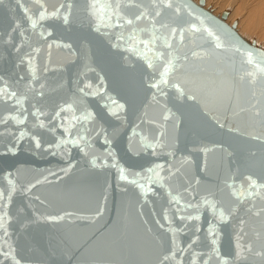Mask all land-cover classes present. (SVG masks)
Segmentation results:
<instances>
[{
  "label": "water",
  "instance_id": "water-1",
  "mask_svg": "<svg viewBox=\"0 0 264 264\" xmlns=\"http://www.w3.org/2000/svg\"><path fill=\"white\" fill-rule=\"evenodd\" d=\"M228 14L206 0H0V94L17 91L27 109L23 140L15 125L0 126V264H190L193 252L204 254L196 264H264V188L234 195L248 190V177L264 184V47ZM169 59L174 70L161 83ZM85 83L88 96L78 91ZM76 97L72 111L52 118ZM36 108L48 127H39ZM10 111L0 103V117ZM85 112L88 121L72 119ZM76 136L79 146L59 145ZM157 164L161 175L174 173L163 188L147 179ZM189 182L193 202L207 196L217 208L188 209L200 218L181 221L169 197ZM141 183L153 188L147 197Z\"/></svg>",
  "mask_w": 264,
  "mask_h": 264
},
{
  "label": "snow or ice",
  "instance_id": "snow-or-ice-1",
  "mask_svg": "<svg viewBox=\"0 0 264 264\" xmlns=\"http://www.w3.org/2000/svg\"><path fill=\"white\" fill-rule=\"evenodd\" d=\"M63 7V6H62ZM93 7H95V5H93ZM59 10H55L53 11L50 15L52 18H56L57 17V12ZM157 15H159V13H157ZM39 18L40 20H44L45 19V12L44 11H40L39 12ZM141 16H137L136 19L139 20L141 19ZM64 21L67 22L68 17L64 16L63 17ZM32 25L33 27L36 26L37 21L36 20H32ZM128 24L132 23V20H128L127 21ZM193 29L195 30V25L192 26ZM205 31H208L209 36H212L213 33L207 29H205ZM177 29L173 28L171 30V36L170 38H175ZM155 40V37H153V40L150 41H142V43H144L145 45L151 44L153 43ZM216 47L217 48H221L222 45L219 42V37H216ZM166 46L167 47H171V44L168 40L165 41ZM49 47H51V45H49ZM40 49H34L35 53H39ZM161 56L164 55L163 52L160 53ZM33 59H35V56L32 53L28 54V65H29V74H30V79L33 82H36L39 79L38 76V72L39 69H34L32 67V61ZM249 63H252L251 60V53H249ZM152 65H149V67H151ZM46 70V68H45ZM170 70H174V63L172 59H169L166 63L164 72L161 73V83H168L167 80L164 79V77L167 76L168 72ZM0 83H2V81H0ZM153 88H159L160 85L157 83H153L151 85ZM7 87V86H5ZM45 87L44 84H40V89H43ZM91 84L85 83L83 87L78 88V91L80 93H82L84 96H88L90 94V91H86V89L90 90L91 89ZM175 87L180 90L183 91V89L181 88L180 85H175ZM38 95H43L42 92L38 91L37 92ZM189 99L195 100L196 97L193 96H189ZM81 98L80 97H76L73 100V103H68L66 106H61L59 111H56L54 116L52 117L53 119L56 118H60L61 114L63 112L66 111H72L73 109V105L74 104H79L80 103ZM0 103H7L10 107V109H12V111H10V113L5 116V117H0V126L3 125H15L18 129V134H14L15 135V139L16 141H21L25 138V132L22 130H19L21 125H24L26 123V114H27V109H25L23 107V99L18 95L17 91L12 90V91H5L2 94H0ZM112 105L115 106L116 108L122 110L123 109V105L122 104H118L115 100H112ZM33 107L35 108V105H33ZM34 117H36V119L39 122V127L41 128H45L48 127L47 124H45L44 120L40 119L41 116H47L48 114L43 112L41 109L36 108V110L34 112L31 113ZM116 113H113V115H115ZM90 118H92V113L90 112H85L84 114H82L81 116H75L73 114L72 119L80 122V121H88ZM167 119V117H166ZM69 124H71V121L68 122ZM64 127L65 133L70 135L72 132V128L69 127L67 124L66 125H62ZM54 130V129H53ZM93 131H95V129H93ZM3 132H0V135H3ZM161 135H163V133H161ZM31 139L34 141L36 148H40L41 147V142L39 140L38 137L36 136H32ZM157 140L159 139V137L156 138ZM105 142L109 143L110 141L107 140V138H105ZM81 143V138L79 136H76L75 138L72 139H61L59 141V145H69L71 144L72 146H79V144ZM85 144L87 143L86 141L84 142ZM50 148L52 147L51 145L49 146ZM146 148H151L153 150V154H157L158 149L154 146L153 143L149 142L145 145ZM92 164L94 166H102V165H98L96 160L92 161ZM165 171V165L163 164H157L155 165L153 168L148 169V172L151 173V176H148L147 179L151 184H155L157 185V187L159 188H163L165 182L174 174L172 172V168L169 167L167 169L168 172V176H163L161 175V173H163ZM177 171H179V169H177ZM121 173V178L127 180L128 176L124 175V170L121 169L120 170ZM137 175H139V173H137ZM249 180V185H248V190L247 191H239L236 192L234 191V195L239 199V198H251L252 196L257 195L259 188H264V184H259L258 182L251 178L248 177ZM132 183H136V181H132ZM195 184L198 186L199 185V180L195 181ZM141 189V194L145 197H147V195L151 192H153V188L152 187H146L145 184L141 183L138 185ZM231 187V186H230ZM184 194H186V196L188 198L185 197L184 194H180L177 193L175 195H170L169 197V202L170 204L174 205V212L175 215L181 220V221H191V220H198L200 217L191 215V214H184L188 209H193L198 211L199 208L203 205H208L210 207H212L213 209L217 208V204L214 201H210L208 199L207 196L205 197H201L200 200H197L195 202H193V199L196 195H198L197 192V188L193 186V184L191 182H189L183 189ZM0 199H3V194L0 193ZM7 199L10 201L11 200V194L8 195ZM219 218L221 220L226 219V215L224 213V211H220L219 213ZM49 219L55 220V219H63V217H49ZM165 221L168 222L169 226H171L172 223V217L168 215L167 210L165 212V216H164ZM157 224H159V226L161 228L164 227V224H161L160 221H157ZM175 241L173 240V245H174ZM213 244H215V240H213ZM189 248H191V244L188 246ZM186 249L181 248L179 250V253L173 249L168 255H166L164 257V261L166 262L169 258H176L178 255L182 254ZM239 251L237 253V255H239ZM5 257H7V253H4ZM203 253H201L199 256L193 252L192 256L190 257V264H196L198 259H202L203 257ZM181 260H182V256H181ZM13 264H19V261H13ZM204 264H207V261H204Z\"/></svg>",
  "mask_w": 264,
  "mask_h": 264
},
{
  "label": "bare ground",
  "instance_id": "bare-ground-1",
  "mask_svg": "<svg viewBox=\"0 0 264 264\" xmlns=\"http://www.w3.org/2000/svg\"><path fill=\"white\" fill-rule=\"evenodd\" d=\"M206 7L216 14L228 9L227 21L237 19L240 33L264 47V0H206Z\"/></svg>",
  "mask_w": 264,
  "mask_h": 264
}]
</instances>
